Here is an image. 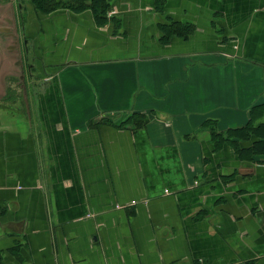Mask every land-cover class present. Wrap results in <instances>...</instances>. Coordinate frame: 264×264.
Wrapping results in <instances>:
<instances>
[{
  "label": "crops",
  "instance_id": "obj_1",
  "mask_svg": "<svg viewBox=\"0 0 264 264\" xmlns=\"http://www.w3.org/2000/svg\"><path fill=\"white\" fill-rule=\"evenodd\" d=\"M16 3L38 61L0 0V264H264V153L203 129L264 98V0Z\"/></svg>",
  "mask_w": 264,
  "mask_h": 264
},
{
  "label": "trees",
  "instance_id": "obj_2",
  "mask_svg": "<svg viewBox=\"0 0 264 264\" xmlns=\"http://www.w3.org/2000/svg\"><path fill=\"white\" fill-rule=\"evenodd\" d=\"M36 5L37 10L49 14L61 9L72 11H82L92 9L95 16L99 18H108L112 0H31ZM190 25L184 26L180 31L181 34L188 35L192 32ZM138 114L120 113L116 115V119L112 120L119 127L130 124ZM145 117V116H141ZM264 98L254 103L249 110L248 121L241 126L231 127L226 131L218 129V121L215 119H207L204 122L203 129H208L209 136L215 144L227 146L233 145L235 150L242 156L249 159L258 157L264 153ZM146 118H142L136 125L146 124Z\"/></svg>",
  "mask_w": 264,
  "mask_h": 264
},
{
  "label": "flooded vegetation",
  "instance_id": "obj_3",
  "mask_svg": "<svg viewBox=\"0 0 264 264\" xmlns=\"http://www.w3.org/2000/svg\"><path fill=\"white\" fill-rule=\"evenodd\" d=\"M2 1H5V4L6 3L8 4L11 0H2ZM14 1H15V4H16V1H18V4L20 3V4L24 5V2H23L24 0H14ZM15 18H16V16H14L13 18H10L11 23L13 24L11 26V28H13V33L15 35L14 39L18 40V42L16 41L15 46H17L18 50L20 52H22V54H23L24 58L26 59L28 65H30V66L32 65V67H33L36 65V63L38 61V57L36 55L37 53L35 51L36 48L34 47L33 43H32L33 44L32 48H30L27 45V43L24 42L23 35H22L23 34L22 24L24 22V16L17 14V18H16L17 21L15 20ZM5 21L8 22L7 18L5 19ZM16 23H17V25H15ZM5 34H6V32H5ZM19 36L21 37V39L19 38Z\"/></svg>",
  "mask_w": 264,
  "mask_h": 264
},
{
  "label": "rangeland",
  "instance_id": "obj_4",
  "mask_svg": "<svg viewBox=\"0 0 264 264\" xmlns=\"http://www.w3.org/2000/svg\"><path fill=\"white\" fill-rule=\"evenodd\" d=\"M24 2V1H23ZM17 4V3H16ZM15 11L16 10H14V8H12V7H8V4L6 3L5 4V19L6 18H13L14 16H16V18H17V14H15ZM19 17V16H18ZM15 18V20L17 21V19ZM5 23H6V21H5ZM15 25H17V23L15 24ZM5 27H6V24H5ZM23 42V41H22ZM24 42L25 43H27V45L30 47V48H32V46H33V44H32V42H28L27 41V39H25L24 40ZM39 52H40V50H38Z\"/></svg>",
  "mask_w": 264,
  "mask_h": 264
}]
</instances>
